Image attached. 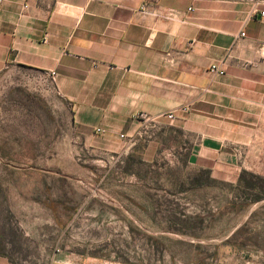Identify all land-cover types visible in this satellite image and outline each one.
<instances>
[{
	"label": "rangeland",
	"instance_id": "1",
	"mask_svg": "<svg viewBox=\"0 0 264 264\" xmlns=\"http://www.w3.org/2000/svg\"><path fill=\"white\" fill-rule=\"evenodd\" d=\"M158 129L127 149H102L80 134L47 73H0L6 253L19 264L61 254L109 264H264V155L254 156L261 171L227 181L189 163L194 133L174 129L158 143Z\"/></svg>",
	"mask_w": 264,
	"mask_h": 264
},
{
	"label": "crops",
	"instance_id": "2",
	"mask_svg": "<svg viewBox=\"0 0 264 264\" xmlns=\"http://www.w3.org/2000/svg\"><path fill=\"white\" fill-rule=\"evenodd\" d=\"M261 11L264 0H2L0 73L56 72L78 131L102 149H127L151 126L158 143L194 133L189 163L234 181L262 169ZM0 264L19 263L0 253ZM49 264L109 263L61 254Z\"/></svg>",
	"mask_w": 264,
	"mask_h": 264
},
{
	"label": "built area",
	"instance_id": "3",
	"mask_svg": "<svg viewBox=\"0 0 264 264\" xmlns=\"http://www.w3.org/2000/svg\"><path fill=\"white\" fill-rule=\"evenodd\" d=\"M1 2H2V0H0V4H1ZM261 14L264 15V11H261ZM242 35H244V33H242ZM210 70L212 72H218L220 74H224L225 73V70L223 68H221L219 66V64H217V63L212 64ZM48 75L52 78V80H55L56 72L52 71ZM180 110L188 111V108L187 107H183V108H180ZM138 117L151 119L153 122H156L161 117H166L168 119H175L177 117V111H172V112H169V113H166V114H161L160 116H157V117H151L149 114H146V113L142 112V113L139 114ZM98 131H101V129H98ZM122 137H124V135H122Z\"/></svg>",
	"mask_w": 264,
	"mask_h": 264
},
{
	"label": "trees",
	"instance_id": "4",
	"mask_svg": "<svg viewBox=\"0 0 264 264\" xmlns=\"http://www.w3.org/2000/svg\"><path fill=\"white\" fill-rule=\"evenodd\" d=\"M246 173H247L246 170L242 172L241 179H240L241 182L243 180V175L246 174ZM261 189L264 190V187L261 186ZM0 253L8 255V253H6L5 248L2 246L1 243H0Z\"/></svg>",
	"mask_w": 264,
	"mask_h": 264
}]
</instances>
